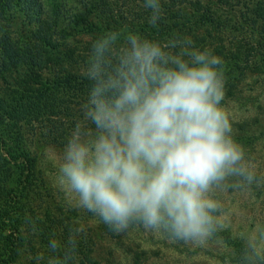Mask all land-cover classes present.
Instances as JSON below:
<instances>
[{
	"label": "clouds",
	"instance_id": "clouds-1",
	"mask_svg": "<svg viewBox=\"0 0 264 264\" xmlns=\"http://www.w3.org/2000/svg\"><path fill=\"white\" fill-rule=\"evenodd\" d=\"M143 6L151 12L149 24L158 27L161 0ZM223 63L190 37L167 43L133 32L98 37L84 69L91 87L81 105L95 135L84 139L90 134L74 125L54 184L117 234L140 222L174 241L205 246L218 230L213 213L220 210L210 193L230 176L248 184L256 179V166L246 160L221 105ZM81 231L70 230L63 257L48 264H69ZM48 248L57 252L61 244L51 239Z\"/></svg>",
	"mask_w": 264,
	"mask_h": 264
},
{
	"label": "trees",
	"instance_id": "trees-1",
	"mask_svg": "<svg viewBox=\"0 0 264 264\" xmlns=\"http://www.w3.org/2000/svg\"><path fill=\"white\" fill-rule=\"evenodd\" d=\"M75 1L82 8L70 17L64 0H0V82L11 75L15 87L21 86L18 92L11 89L14 95L4 93L0 86V264L14 263L29 228L43 243L58 239L53 231L57 219L50 210L43 220L34 218L32 212L27 214L29 195L39 178L29 137L36 124L50 121L57 125L55 132L69 137L72 129H61L77 121L76 113H83L81 105L91 87L83 73L94 40L110 31L133 32L160 43L190 37L194 47L210 49L222 58L225 89L229 82H238L235 78L254 74L252 62L264 53L262 25L260 30L249 29L248 33L257 37L252 42L244 38L227 42L220 37L229 27H223L225 21L212 8L224 4L223 0H161L164 11L158 27L149 24L151 12L143 6L144 0ZM261 10L256 5L252 14L259 17ZM73 34L81 36L77 43H73ZM257 66L259 70L264 62ZM231 83L224 98L241 103L244 99L230 89ZM26 85L34 88L25 90ZM17 173L24 178L22 187L16 181ZM222 238L225 241L228 236ZM237 246L236 261L250 264L239 259L244 246ZM49 254L63 257L58 251Z\"/></svg>",
	"mask_w": 264,
	"mask_h": 264
},
{
	"label": "rangeland",
	"instance_id": "rangeland-1",
	"mask_svg": "<svg viewBox=\"0 0 264 264\" xmlns=\"http://www.w3.org/2000/svg\"><path fill=\"white\" fill-rule=\"evenodd\" d=\"M203 1L207 3V0ZM223 1L224 4L212 8L225 21L223 27H229V32L220 37H224L227 42L230 38H244L245 41L252 39L250 42L257 39L248 31L260 30L261 25L264 27V0ZM64 4L70 17L82 8L75 0H64ZM256 5L262 7L259 13L262 15L259 17L252 14ZM73 36V43H77L81 36ZM263 62L264 53L252 62V67H255L254 74L246 73L244 77L241 75L235 78L238 82L227 84L233 85L229 88L236 96H242L244 100L241 103H233L227 98L221 103L232 124L234 139L245 148L246 160L256 166V179L248 184L242 177L230 176L222 187L214 188L210 193L211 197L219 202L220 210L213 213L218 221V230L205 246L174 241L163 230H145L140 222H134L126 232L117 234L98 217L76 207L67 194L53 182L56 161L62 154L67 138L66 134L55 132L57 125L51 121L36 124L37 128L34 126V132L29 137V151L36 159L39 178L29 195L27 214L32 212L34 218L41 220L48 210L55 215L53 219H57V224L53 231L58 234L57 240H61L58 252L62 256L61 249L67 247L70 230H82L77 235V248L70 264H242L236 261L239 243L244 246L240 260L250 264L264 262V237L261 236L264 232V66L256 70L257 65ZM12 79L9 75L0 82L4 93L14 95L16 92H10L11 89L19 91L18 87L21 86L15 87ZM6 86L7 89L4 88ZM30 87L34 88L32 85H26L24 89L28 90ZM226 89L224 86V90ZM19 95H23V92ZM74 117L77 121L73 124L68 122L61 130L66 129L67 132V129H72L73 132L74 125L79 121L82 132L87 131L90 134L84 139L95 135L94 127L90 125V121L83 118V113H76ZM15 176L16 181H19L18 185H21L19 187H22L23 176L20 177L18 173ZM221 235L224 238L228 236V239L224 241ZM19 249L20 252L12 264H48V260L52 258L48 244L43 243L38 233L30 228L25 233Z\"/></svg>",
	"mask_w": 264,
	"mask_h": 264
}]
</instances>
